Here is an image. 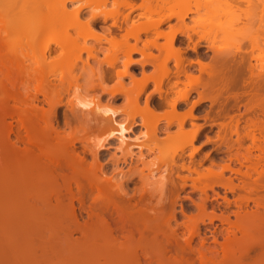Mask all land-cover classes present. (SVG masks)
Segmentation results:
<instances>
[{
    "label": "bare ground",
    "instance_id": "6f19581e",
    "mask_svg": "<svg viewBox=\"0 0 264 264\" xmlns=\"http://www.w3.org/2000/svg\"><path fill=\"white\" fill-rule=\"evenodd\" d=\"M116 1H120L119 8L127 13L123 15L120 10L116 11L119 8H115L116 10L111 13L117 14L106 12L107 15L99 12L82 20L81 5L73 12L75 19L71 23L57 22L56 19L51 18L38 24L37 28L35 27L36 35L51 32L56 38L46 45L45 52L52 53L57 49L63 52L69 51L77 55V57L74 55L75 60H80L81 54L86 53L87 57L83 65H88L89 59L95 60L100 67L95 76L101 83L113 79L119 80L127 75L130 67L135 65L139 66L142 72L146 66L160 67L164 77L163 82L167 86L166 95L174 91L180 94L175 100L164 98L163 103L160 102L169 105L172 109L186 104L191 94L195 93L198 98L194 102L191 101L189 109L192 110L205 100L204 93L213 92L215 95L209 99V102L211 105L218 104V110L214 113L217 116L219 112L223 113L219 118L222 117L224 120L228 118L229 121L213 123L209 120H212L215 114H212L213 117L211 116L210 119V116L205 117L206 113L208 116V112L202 116L208 121L209 127L216 125L219 132L221 130L224 132L221 140L224 142L225 152L228 153V161H236L240 167H245V171L239 169L236 171L241 173L242 177L251 178L256 175L252 184L246 183L247 187L244 185L241 188L250 195L254 194L255 199L259 200L256 201V206L264 210V196L259 197V193L264 192V0ZM180 3L183 6L175 11L174 7ZM202 4L208 8L209 23L214 26L217 32H214L215 34L240 40L239 45L234 46L236 52L219 55L212 65L203 62L201 53H198V58L194 61L183 57L182 50L197 52L200 47L198 41H193L191 33L180 29L176 24L169 25L167 30L160 29L162 25L173 19L177 24L184 23L191 14L198 12ZM136 11L140 13L132 16ZM109 15H113L111 18L121 15V19L119 21L118 18L115 20L112 18L109 25L100 26L101 31L98 34L95 24L105 23ZM69 31L79 36L94 37L97 41L96 47L78 43L77 38H70ZM121 31L122 34H117ZM59 35L61 37H56ZM161 39L163 42L160 41ZM243 40V45L246 44L248 47L245 50H242L240 45ZM102 42L109 44L111 49L118 47L116 52L110 49L114 51L111 55L104 52V58H107L105 62L103 58L99 59V62L105 63L104 69L101 68L103 64L100 66L101 62H97L98 53L106 51L101 46ZM256 51L257 55L254 56ZM163 52H166L165 57L162 56ZM134 55H138L139 58L135 59ZM252 59L255 63H252ZM119 62L122 70L117 69ZM150 80L145 76L133 80L140 86L133 98L135 102ZM158 84L160 83H156L159 87ZM48 85L53 86L50 82ZM181 86L184 87L183 90ZM239 90L242 91L236 92ZM106 93L108 103H112L117 100V93L123 92L110 90ZM223 93L226 94L224 100H234L237 110L240 107L237 102L246 94L249 95L248 103L242 104L244 112H252L257 118L251 120L249 129L245 133L239 132V117L242 114L234 119L228 115L225 102V105L218 103V99L223 98ZM35 98L37 100V97ZM13 101L15 104L11 109L8 131L11 132L16 127V143H21L24 149L21 154L14 153L15 157L11 160L2 162L0 158V241L7 245L6 252L10 257L12 256V260L6 264H169L163 254H157L149 244L143 242L144 233L140 231L137 222L130 219L131 216L136 215L141 223H145L147 221L145 219L149 217L148 211L153 212L154 209L146 204L143 196L137 194L136 190L133 193L127 192L125 188L129 184V175L120 170L119 182L111 183V179L107 178L97 182L99 177L94 171L91 178H85L83 185L75 182L74 188L71 183L64 187L59 186L57 179L63 177L57 170L58 160L53 158L52 153L42 151L31 133L43 130L52 133L54 135L52 139L61 152L57 151L56 155L65 158L66 169L72 174L75 173L76 168L84 166V156L76 152L73 138L60 145L58 136L61 123L57 120L55 112L52 113V117L46 118L43 114H37V105H33L35 103L33 98L16 97ZM160 103L154 105L149 96H146L143 110L147 114H152L155 108L161 106ZM88 106L89 103L73 98L68 101L66 107L72 114L76 110L83 111ZM92 111L99 115V118H95V122L99 124L108 120L110 124L106 136L95 143V149L91 152L93 161H97L99 151L104 150L110 141L116 140L118 143L116 150L122 155L124 162L127 157L143 162L142 144L137 137L129 136L132 128L138 125L137 121L134 118L120 121L119 111L109 104L100 106L97 102ZM188 116L193 118L190 113ZM66 117L67 114L63 113L64 126L67 124ZM214 118L213 120H216ZM169 124L170 122L167 121L166 127ZM185 125L184 120L177 122L180 130ZM156 130L157 126H154L152 131ZM233 134L236 138L231 140ZM245 140L249 141V145L243 148L242 144ZM134 148L138 149L137 154L133 152ZM232 148H235V152H232ZM241 148L244 150L242 153ZM35 149L39 151V155L33 154ZM224 167L230 169L229 164ZM97 171L103 173L102 165L97 167ZM144 177L141 176L142 179ZM147 177L156 178L155 183L162 186L165 184L166 176L162 171L155 172L153 169H148ZM181 185L183 187V184ZM225 186L230 191L235 188L231 182H227ZM94 192L105 194L106 198L103 196V199L90 198ZM112 194L116 197L113 198ZM75 233L80 234L78 240L72 238ZM186 246L190 249V242ZM200 249L201 258L207 260L204 264H211V258L206 257L210 249L203 245ZM202 262L203 260L201 264ZM176 264H179L177 260Z\"/></svg>",
    "mask_w": 264,
    "mask_h": 264
},
{
    "label": "rangeland",
    "instance_id": "374dc122",
    "mask_svg": "<svg viewBox=\"0 0 264 264\" xmlns=\"http://www.w3.org/2000/svg\"><path fill=\"white\" fill-rule=\"evenodd\" d=\"M118 3L120 1L116 0H89V2L88 0L71 2L68 0H0V158L2 162L15 157L14 153H23L24 149L21 143H16V127L11 132L8 131L11 109L15 104L13 98H33L35 101L33 105H37V114H43L48 118L55 112L57 120L61 123L58 136L60 145L73 138L76 152L85 158L84 166L76 168L75 173L72 174L69 169H66L65 158L56 155L57 151L61 152L52 139L54 135L49 134L48 130L31 133L40 145L39 148L44 152L52 153L53 158L58 160L56 161L57 170L63 177V179L60 177L57 179L59 186L64 187L71 183L74 188L75 182L83 185L85 178H91L94 171L99 177L97 182L105 178L111 179V183L119 182L121 177L118 173L121 170L129 175V184L125 188L127 192L133 193L136 190L137 194L143 196L146 204L154 209L153 212L148 211L149 217L145 219L147 220L145 223H141L140 218H137L135 214L130 219L137 222L140 231L144 233L143 242L149 244L157 254H163L169 264H176V260L179 264H201L203 260L202 264H204L207 260L201 258L199 251L201 245L210 249L206 257L211 258V264H264V210L256 206L259 200L255 199L254 194L250 195L241 188L244 185L247 187L248 183L252 184L256 175L251 178L242 177L241 173L236 171L238 169L245 171V167H240L236 161H228V153L225 152L224 142L221 140L224 132L222 130L219 132L216 125L209 127L208 121L202 116L206 112L208 116L206 113L205 117L210 116V119L212 114L216 115L214 112L218 110V104L211 105L209 102L215 94L204 93L205 100L201 105L190 110L191 101L194 102L198 98L195 93H192L186 104L172 109L169 105L160 102L163 103L164 98L175 100L180 94L174 91L166 95L167 86L163 82L164 77L160 67L146 66L142 72L141 68L135 65L130 67L127 75L119 80L113 79L101 83L95 76L99 67L96 61L89 59L88 65H83L86 61V53L81 54L80 60H75L77 55L60 49L46 53L44 49L48 43L53 42L55 35L51 32L42 35L35 33V27L38 24L51 18L56 19L57 22H73L75 19L73 12L81 5L83 9L80 19L85 20L92 14L115 11L119 8ZM181 6H183L182 3L177 4L174 7L175 11H178ZM119 10L123 15L127 13L125 10L122 11L121 7L116 11ZM207 11L208 8L202 4L198 12L191 14L184 23L177 24V21L173 19L162 25L160 29L167 30L169 25L176 24L180 29L191 33L193 41H198L200 47L197 52L182 50L183 57L194 61L198 58V53H201L203 62L212 65L219 55L236 52L234 46L239 45L240 40H232L219 33L215 34L217 32L209 23ZM137 13L140 11L134 12L132 16ZM111 16L106 18L105 23L95 24L98 34L101 31L100 26L109 25L113 19L118 18L119 21L121 19V15L112 17L113 19ZM99 18L101 21V17ZM69 33L70 38H77L80 44L95 47L97 45L94 37L79 36L73 32L71 34V31ZM118 33L122 34L123 31ZM160 41L163 42V39ZM243 42L244 40L240 42V45L242 50H245L248 47L246 44L243 45ZM101 46L106 51L98 53L97 62L102 58L105 62L107 58H104L103 54L108 52L111 55V52H114L111 51L114 48L111 49L107 43L102 42ZM114 50L116 52L118 47ZM164 55L166 52H163L162 56ZM256 55L257 51L254 53V56ZM133 57L139 58L138 55ZM100 62V66L103 64L101 68H106L105 63ZM252 63H255L254 59ZM75 64H77L76 67ZM117 69L122 70L120 62L117 64ZM143 76L151 80L135 102L133 98L140 86L133 80L142 79ZM48 82L53 86H49ZM156 83H160L159 87ZM180 88L184 89L183 86ZM110 90L122 91L125 94L117 93V100L108 103L106 91ZM240 91L242 90L236 92ZM146 96H149L154 105L161 104L153 110L152 114H147L143 110V101ZM225 97L226 94L222 99H218V103L225 102L228 115L234 119L242 114L239 117V132L245 133L249 129L251 120L257 118L252 112H244L242 104L248 103L249 95L246 94L237 102L240 106L239 110L235 107L233 99L224 100ZM73 98L89 103L88 108L69 113L66 106ZM97 102L100 106L109 104L117 109L120 121L127 118H134L137 121L138 125L132 128L129 136L137 137L142 144L143 162L137 161L136 158L129 159V157L124 162L122 155L116 150L118 146L116 140L110 141L104 150L99 151L97 161H93L91 152L95 149V143L106 136L110 125L108 120L99 124L95 122V118H99V115L94 114L92 109ZM63 113L67 114L66 126L63 125ZM189 113L193 118L188 116ZM220 114L219 112V115H216L217 118ZM13 115L15 119V114ZM213 118L209 121L220 123L224 120L222 117L214 118L216 120ZM179 120H184L186 123L182 130L177 126ZM167 121L170 124L166 127ZM225 121H229L228 118H225L224 123ZM154 126H157L155 132L152 131ZM235 138L233 134L231 140ZM247 145L249 141L245 140L242 147ZM243 148L240 149L241 153L244 151ZM133 152L137 154L138 149L134 148ZM232 152H235V148H232ZM33 154L40 153L35 149ZM228 164L233 171L224 167ZM99 165H102V174L97 171ZM148 169H153L155 172L162 171L166 176L165 184L162 186L155 183L156 178L147 177ZM141 176L145 177L142 179ZM227 182L234 185L233 191L225 188ZM259 194L261 198L262 195L264 196V192ZM102 196L106 198L105 194L100 195L94 192L90 198L103 199ZM111 196L116 197L115 194ZM72 238L78 240L80 234L75 233ZM189 242L190 249L186 246ZM6 248L7 245L0 241L2 264L12 260Z\"/></svg>",
    "mask_w": 264,
    "mask_h": 264
}]
</instances>
